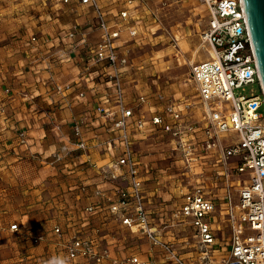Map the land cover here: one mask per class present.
<instances>
[{"label":"crops","instance_id":"crops-1","mask_svg":"<svg viewBox=\"0 0 264 264\" xmlns=\"http://www.w3.org/2000/svg\"><path fill=\"white\" fill-rule=\"evenodd\" d=\"M99 2L107 19L118 25L121 38L128 39L121 49L128 50L129 62L123 74L125 99L130 107L135 104L129 123L150 119L153 111L160 112L168 100L176 102L182 110V124L201 122L204 112L191 77V65L209 59L210 47L201 39L209 19L205 5L199 8L201 19L194 27H189L174 21V16L184 13V9H164L161 0L136 1L133 16L126 20L119 17V11L126 8L125 0ZM93 19L91 6L81 5L79 0H17L8 2L6 12L0 14V264H44L54 256L66 257L64 240L84 227V208L98 201L94 192L107 191L112 195L115 186L126 184L124 177L106 181L101 171L88 163L90 160L104 165L114 161L121 153L120 148L104 145L84 153L76 151L60 166L29 158L30 152L37 150L66 153L71 147L73 118L99 105L110 108L115 104L110 84L103 78L92 79L84 72V63L79 59L84 48L80 35L51 49L38 40L42 50L53 54V61L49 72L33 70L31 36H55L77 26L91 47L101 36L100 31L91 26ZM136 19L141 23L136 25L137 36L131 38L128 28ZM161 22L167 27L165 30ZM78 44L80 46L76 47ZM67 56L70 58L65 60ZM98 68L100 66H92L91 70ZM49 75L59 83L74 84L60 95L51 82L45 83ZM81 91L84 97L78 98ZM140 95L145 96L144 103L136 100ZM66 100L71 101V105L66 104ZM60 121L66 123L58 131L54 123ZM109 126L110 122L95 117L83 128L84 137L107 139L112 134ZM21 131L28 136L30 149L20 144ZM131 138L140 162L139 173L151 219V213L157 212L162 222H169L172 210L181 201L178 188L197 181L215 201L216 214L211 218L215 234L223 228V222L227 226L226 196L233 187L237 191L240 186L232 173L234 158L224 161L219 150L205 152L186 167L178 153L170 157L159 152L170 140V135L163 130L153 126L144 131L132 129ZM224 141L223 136L221 144L227 145ZM152 145L153 152L149 149ZM89 219L88 226L100 228L102 245L112 257L137 255L151 263L172 264L159 248H151L136 233L129 235L127 228L108 216L100 214ZM15 223L20 229L18 233L9 230ZM55 224L65 231L62 238L53 232ZM187 229L190 234L185 235ZM38 234L44 235L45 240L34 244L31 236ZM123 234L126 242L121 240ZM160 237L171 241L179 252L185 250L181 253L189 257L191 253L185 249L188 237L197 243L190 228L170 227L162 231ZM216 246L217 242L210 246L211 252L217 253ZM229 247L228 242L227 253Z\"/></svg>","mask_w":264,"mask_h":264},{"label":"built area","instance_id":"built-area-1","mask_svg":"<svg viewBox=\"0 0 264 264\" xmlns=\"http://www.w3.org/2000/svg\"><path fill=\"white\" fill-rule=\"evenodd\" d=\"M136 1L139 0H125L126 8L119 11L122 20L133 16ZM79 3L93 9L94 21L91 26L100 31V40L93 46H88L84 33L77 26L55 36H31L30 53L35 59L33 70L35 73L49 72L53 61V54L42 50L38 40L47 49H51L80 35L84 48L79 59L84 63V72L89 73L92 79L103 78L110 84L115 104L110 108L99 105L94 110L73 118V137L70 140L71 147L66 153L37 150L30 152L29 158L40 160L49 166H60L76 151L84 153L104 145L120 148L121 153L114 161L104 165L92 163L90 160L88 163L92 168L101 171L106 181H117L124 177L126 184L115 186L112 195L107 191L96 190L94 194L98 201L86 206L84 211L91 218L100 214L108 216L112 221L144 238L151 248H159L172 264L187 263L173 243L163 240L160 233L170 227L190 228L197 240L203 264H210V246L217 242L211 221L215 211L214 199L200 182L183 184L178 188L181 201L172 211L169 222H162L160 225L154 223L146 207L139 173L140 162L132 147L131 132L132 129L144 131L153 126L168 133L170 140L167 150L178 153L186 167H190L202 153L219 150L224 161L235 159L233 174L249 173L248 183L237 189V206L232 202L229 192L226 196L225 215L230 233V247L228 258L221 264H264V124L260 123L263 115L259 112L264 106V94L242 0H203L209 19L201 39L210 47L209 59L191 65V77L195 82L204 116L201 122L189 125L182 124V110L172 100H168L160 112L153 111L150 119L129 123L135 104L130 107L125 99L123 74L129 62L128 50L121 49L128 39L121 38L118 25L107 19L99 0H79ZM139 23L141 20L136 19L134 25L128 28L131 38L137 36L136 25ZM69 58L67 56L65 60ZM92 66L100 68L92 71ZM46 82H51L54 91L60 95L69 91L74 84L69 81L59 83L51 75L45 79ZM254 83H258L260 87L259 94H237L239 89ZM77 96L83 98L84 93L81 91ZM136 100L144 103L146 98L140 95ZM65 102L71 105V101ZM184 107L188 109L189 105ZM95 117L110 122L108 129L112 134L107 139L94 137L87 140L84 137L83 128ZM65 123L66 121L54 123V127L59 131ZM228 133H236L237 140L222 145L221 137ZM18 139L20 144L30 149L26 133L21 131ZM83 224V228L77 229L64 240L63 250L69 264H157L137 255L112 257L102 245L100 228L88 226V220ZM9 230L14 233L20 231L16 223L11 224ZM53 232L60 238L65 233L58 224L53 226ZM31 239L34 244H38L45 237L38 234L31 236Z\"/></svg>","mask_w":264,"mask_h":264},{"label":"rangeland","instance_id":"rangeland-1","mask_svg":"<svg viewBox=\"0 0 264 264\" xmlns=\"http://www.w3.org/2000/svg\"><path fill=\"white\" fill-rule=\"evenodd\" d=\"M13 1L16 2L17 0H9V1L8 0H0V14L5 13L8 2L12 3ZM159 1L160 0H157V2H159ZM161 1H162V3H166L165 5H163L164 9H168L170 7L174 8V9H179V8L184 9V11H185L184 13L180 12L181 14L178 17L174 16V21L179 22L182 26L187 25L189 27H194V23H197L198 20L201 19V18H199L200 13H201L199 8H203V6H202L203 0H161ZM190 9H191V11H190ZM161 25H162L161 27L164 30L167 28L164 25V22ZM205 54L206 53H204V55ZM259 93H260V87H259L258 83H254V84L244 86L243 88H241L237 91V94H244L246 96H249L251 94H259ZM259 112H261L263 115V118L260 119V123L264 124V106H262L260 108ZM222 136H224V138H225V141H224L225 143H232V142L237 140L236 133H228V134H224ZM166 147L167 146L164 145L159 152L162 154H167V155L169 154L170 157L175 156V152H170L169 150H167ZM149 149L152 150V152H153L154 146L153 145L149 146ZM248 174L249 173L246 172L243 174L236 175L234 177V180H236V182L239 183V185H240L239 188L241 187V185L248 183V181H247ZM212 193L215 194V191H213ZM236 193H237V191H236L235 187H233L232 190L230 191V194L233 198L232 202L235 205L237 204V199L234 196V195H236ZM220 202H222V200H220ZM215 214H216V212L213 213V215H215ZM84 215H85L86 219L83 222H85L87 220L89 221L90 220L89 218L91 216L88 215L87 213H84ZM151 216H152V219H154V223H156L157 225H160L162 223V220H161V218L157 212L151 213ZM223 225H224L223 228H221L219 231H217V235H216L218 238V240L216 239L217 240V246H216L217 253L211 252L209 254L210 255V264H221L223 260L228 258L226 254H227V247H228L230 233H229V229H228V223L226 226L225 223L223 222ZM185 231H186L185 235H187V233L190 234V231L188 229ZM127 232L129 235H134V233L131 231H127ZM121 240H123L125 242L127 241V238L124 234H123ZM187 242H188V244H187L185 249H186V251L191 253V257L185 256L181 253V252H184L185 250H182L179 252L176 249L177 252L181 255L182 259L187 264H203L204 261L202 259V255H201L200 250L197 246V243L193 239H190L189 237H188ZM194 257L196 259L193 261Z\"/></svg>","mask_w":264,"mask_h":264},{"label":"water","instance_id":"water-1","mask_svg":"<svg viewBox=\"0 0 264 264\" xmlns=\"http://www.w3.org/2000/svg\"><path fill=\"white\" fill-rule=\"evenodd\" d=\"M264 94V0H242Z\"/></svg>","mask_w":264,"mask_h":264},{"label":"clouds","instance_id":"clouds-1","mask_svg":"<svg viewBox=\"0 0 264 264\" xmlns=\"http://www.w3.org/2000/svg\"><path fill=\"white\" fill-rule=\"evenodd\" d=\"M44 264H69V260L64 256H54L46 260Z\"/></svg>","mask_w":264,"mask_h":264}]
</instances>
